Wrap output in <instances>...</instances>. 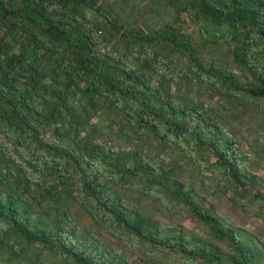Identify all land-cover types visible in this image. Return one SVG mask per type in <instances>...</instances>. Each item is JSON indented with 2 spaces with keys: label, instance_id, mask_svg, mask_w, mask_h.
Listing matches in <instances>:
<instances>
[{
  "label": "trees",
  "instance_id": "1",
  "mask_svg": "<svg viewBox=\"0 0 264 264\" xmlns=\"http://www.w3.org/2000/svg\"><path fill=\"white\" fill-rule=\"evenodd\" d=\"M132 1L0 0V134L36 174L0 144V264H264L183 175L264 221L261 153L225 116L264 115V0H150L172 14L155 27Z\"/></svg>",
  "mask_w": 264,
  "mask_h": 264
},
{
  "label": "rangeland",
  "instance_id": "2",
  "mask_svg": "<svg viewBox=\"0 0 264 264\" xmlns=\"http://www.w3.org/2000/svg\"><path fill=\"white\" fill-rule=\"evenodd\" d=\"M142 8L144 19L152 26H158L164 21L171 20V12L163 11L161 7H155L150 0H133L131 4H138ZM142 15V19H143ZM155 17V19L151 17ZM159 21L158 19H160ZM151 18V19H150ZM107 48V47H106ZM205 97V96H204ZM203 99L213 107H218L215 100H211L207 96ZM226 104V103H225ZM228 111H225L227 127L235 134V138L240 141L244 149H248L249 145H254L256 141V148L260 154V165L255 166V170L260 174L264 175V115L257 114L252 115L250 111L244 109V107H234L233 105H227ZM222 109V108H221ZM102 125L106 126L108 119L100 117ZM125 145V144H124ZM250 151V150H249ZM251 152V151H250ZM252 153V152H251ZM184 181L191 186L197 193L211 202L216 212L228 222L241 226L245 229L261 234L264 237V221L262 218H253L250 214H247L240 209L237 205H233L228 202L227 198L220 193H213V187L210 180L204 176L198 175L192 168H188V171L184 174ZM129 201L140 202L141 209L147 215L151 216L154 220L160 221L165 225H181L185 228L190 229L192 224L190 222H182L181 217H173L166 208L159 206L154 202V199L145 198L139 196L137 193L132 192L128 194ZM127 261L130 264H142L140 261V252L137 249H130L128 251ZM27 264V263H22ZM152 264H177L170 262V260H161L157 258Z\"/></svg>",
  "mask_w": 264,
  "mask_h": 264
},
{
  "label": "built area",
  "instance_id": "3",
  "mask_svg": "<svg viewBox=\"0 0 264 264\" xmlns=\"http://www.w3.org/2000/svg\"><path fill=\"white\" fill-rule=\"evenodd\" d=\"M49 9L54 11V10H58V7H57L55 4H51V5H49ZM99 34H100V32H97V35H99ZM101 48H102V51L106 52L107 54H109V55L112 54L113 57L118 58V56H117L116 54H113L112 51H110V50L108 49V47H107V48L105 47V44H104V43L101 44ZM159 69H161V70L164 71V68L162 67V65H159ZM0 144H3V145H5V146L7 147L6 150L10 152V155H11L12 158L15 160V162H16L18 165L22 166L26 173H28V174L31 175V176H35V175H36L31 169H29L25 164H23V163H22V162H21V161H20V160L14 155V153L11 151V149H12L11 144H9V143H7V142L5 141V138L3 137L2 134H0Z\"/></svg>",
  "mask_w": 264,
  "mask_h": 264
}]
</instances>
